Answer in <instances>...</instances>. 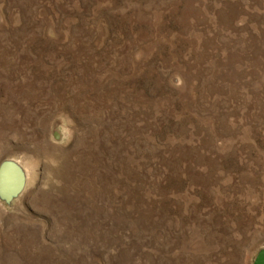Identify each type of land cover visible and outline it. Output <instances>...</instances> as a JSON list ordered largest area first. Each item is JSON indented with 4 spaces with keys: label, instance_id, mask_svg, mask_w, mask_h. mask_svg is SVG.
Segmentation results:
<instances>
[{
    "label": "rangeland",
    "instance_id": "obj_1",
    "mask_svg": "<svg viewBox=\"0 0 264 264\" xmlns=\"http://www.w3.org/2000/svg\"><path fill=\"white\" fill-rule=\"evenodd\" d=\"M5 160L0 264H252L264 0H0Z\"/></svg>",
    "mask_w": 264,
    "mask_h": 264
},
{
    "label": "water",
    "instance_id": "obj_2",
    "mask_svg": "<svg viewBox=\"0 0 264 264\" xmlns=\"http://www.w3.org/2000/svg\"><path fill=\"white\" fill-rule=\"evenodd\" d=\"M55 140L60 139L59 132L53 131ZM26 184V173L20 164L5 160L0 164V198L10 202L17 197ZM252 264H264V245L257 249Z\"/></svg>",
    "mask_w": 264,
    "mask_h": 264
},
{
    "label": "bare ground",
    "instance_id": "obj_3",
    "mask_svg": "<svg viewBox=\"0 0 264 264\" xmlns=\"http://www.w3.org/2000/svg\"><path fill=\"white\" fill-rule=\"evenodd\" d=\"M22 167V166H21ZM23 168V167H22ZM24 169V168H23ZM24 171H25V169H24ZM26 172V171H25Z\"/></svg>",
    "mask_w": 264,
    "mask_h": 264
}]
</instances>
